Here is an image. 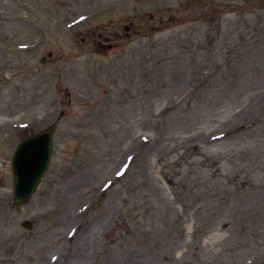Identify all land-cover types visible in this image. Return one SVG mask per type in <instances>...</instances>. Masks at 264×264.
I'll return each mask as SVG.
<instances>
[{
    "label": "rangeland",
    "instance_id": "1",
    "mask_svg": "<svg viewBox=\"0 0 264 264\" xmlns=\"http://www.w3.org/2000/svg\"><path fill=\"white\" fill-rule=\"evenodd\" d=\"M0 264H264V0H0Z\"/></svg>",
    "mask_w": 264,
    "mask_h": 264
},
{
    "label": "water",
    "instance_id": "2",
    "mask_svg": "<svg viewBox=\"0 0 264 264\" xmlns=\"http://www.w3.org/2000/svg\"><path fill=\"white\" fill-rule=\"evenodd\" d=\"M55 126L49 125L20 141L12 151V204L21 206L29 202L48 170L52 153V136ZM22 225L30 227L29 222Z\"/></svg>",
    "mask_w": 264,
    "mask_h": 264
},
{
    "label": "bare ground",
    "instance_id": "3",
    "mask_svg": "<svg viewBox=\"0 0 264 264\" xmlns=\"http://www.w3.org/2000/svg\"><path fill=\"white\" fill-rule=\"evenodd\" d=\"M81 260V259H80Z\"/></svg>",
    "mask_w": 264,
    "mask_h": 264
},
{
    "label": "flooded vegetation",
    "instance_id": "4",
    "mask_svg": "<svg viewBox=\"0 0 264 264\" xmlns=\"http://www.w3.org/2000/svg\"><path fill=\"white\" fill-rule=\"evenodd\" d=\"M31 135V134H30Z\"/></svg>",
    "mask_w": 264,
    "mask_h": 264
}]
</instances>
